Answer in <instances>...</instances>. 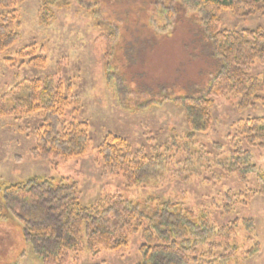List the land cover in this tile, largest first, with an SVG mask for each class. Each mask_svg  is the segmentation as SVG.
Returning a JSON list of instances; mask_svg holds the SVG:
<instances>
[{
    "label": "rangeland",
    "instance_id": "obj_1",
    "mask_svg": "<svg viewBox=\"0 0 264 264\" xmlns=\"http://www.w3.org/2000/svg\"><path fill=\"white\" fill-rule=\"evenodd\" d=\"M45 1L48 12L43 10ZM153 1L6 0L7 6L0 4V13L9 9L18 13V36L0 52V94L23 79L59 77L70 84L77 99V104L68 106L66 117L86 122L89 136L83 157L48 160L30 154L43 124L41 114L19 120L0 117V199L4 185L38 176L76 181L85 205L118 193L149 215L161 201L171 200L196 212L205 210L217 225L239 221L230 238L238 247L226 264H264V196L256 193L243 203H235L236 196L226 198L228 190L237 194L264 184L259 181H264V148L247 146L235 137L239 120L264 117V92L244 109L233 93L213 96L211 126L195 133L196 143L191 145L185 137L183 110L172 100L199 94L212 77L216 59L202 38L197 12L185 10L168 23L155 16ZM47 13L52 16L42 21ZM108 25L117 28L110 49ZM257 26L264 29L260 12L220 14L221 28ZM33 43L47 59L44 67L21 65L16 56ZM7 58H15V64H7ZM263 70L264 60L253 63L249 72L256 76ZM118 83L125 93L116 91ZM106 133L123 137L133 150L152 154L158 148L170 161L148 182L129 187L120 175L103 173L96 148ZM238 142L250 152L253 164L246 187L229 170ZM244 219L252 221L249 229L241 222ZM139 237L131 234L125 250L72 255L65 264H137ZM0 264H41L12 218L0 219Z\"/></svg>",
    "mask_w": 264,
    "mask_h": 264
},
{
    "label": "trees",
    "instance_id": "obj_2",
    "mask_svg": "<svg viewBox=\"0 0 264 264\" xmlns=\"http://www.w3.org/2000/svg\"><path fill=\"white\" fill-rule=\"evenodd\" d=\"M1 3L5 6L6 0H0ZM44 4L43 10L48 12L49 3ZM153 4L155 16L168 23L185 10L197 12L202 38L216 59L212 77L199 94L172 100L183 110L188 127L185 137L194 145L195 133L205 132L211 126L209 107L213 96L233 93L239 96L240 109L253 106L262 97L264 70L256 76L249 71L253 63L264 60V29L221 28L220 14L229 11L248 16L260 12L264 16V0H154ZM7 11L0 13V52L12 46L18 36V13ZM46 15L41 17L42 21L47 22L52 13ZM107 32L110 49L117 28L108 25ZM42 53L33 43L16 52V56L21 65L44 67L47 59ZM15 61L6 59L12 66ZM119 83L116 91L125 93V87ZM71 103L77 104V99L70 84L61 78L23 79L0 94V117L19 120L24 115L41 114L43 124L37 129L36 144L30 154L68 161L83 157L89 142L87 123L66 117ZM235 133L247 146L264 148V117L239 120ZM239 142L230 155L229 170L246 187L253 164L250 152ZM96 152L103 173L120 175L129 187L148 182L170 161L158 148L152 154L141 148L133 150L123 137L112 133L103 136ZM259 181L264 182L262 178ZM256 193L264 196V184L255 190H238L237 194L228 190L226 198L230 201L236 196L235 203H243ZM80 195L77 182L70 178L33 176L3 186L0 219L17 221L24 241L41 264H65L70 256L79 257L82 253L96 256L102 250H125L133 233L140 234L137 264H226L238 247L230 239L238 220L217 225L205 210L196 212L171 200L161 201L147 215L118 193L104 195L87 205L81 203ZM241 222L245 228L251 227L250 219Z\"/></svg>",
    "mask_w": 264,
    "mask_h": 264
}]
</instances>
